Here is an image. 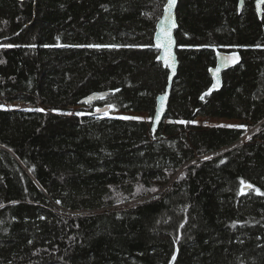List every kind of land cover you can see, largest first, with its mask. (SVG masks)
Listing matches in <instances>:
<instances>
[{
	"label": "trees",
	"instance_id": "obj_1",
	"mask_svg": "<svg viewBox=\"0 0 264 264\" xmlns=\"http://www.w3.org/2000/svg\"><path fill=\"white\" fill-rule=\"evenodd\" d=\"M165 2L0 0V44L14 45L0 48V100L32 107L0 108V264H264V7L258 20L254 0H179L164 121L152 135L110 116L152 119ZM217 50L241 63L201 99Z\"/></svg>",
	"mask_w": 264,
	"mask_h": 264
},
{
	"label": "water",
	"instance_id": "obj_2",
	"mask_svg": "<svg viewBox=\"0 0 264 264\" xmlns=\"http://www.w3.org/2000/svg\"><path fill=\"white\" fill-rule=\"evenodd\" d=\"M178 2H179V0H176V4L173 6L172 14H171V22L167 23V29H168V31H170L171 37H172V43H171L170 51H171L173 59L170 60L169 63L170 64L174 63V65H175L174 69L172 67L165 66V62H164L165 58H166L165 49L163 47L157 48L155 46L158 42V38H160L161 43L163 42V39H164V34L162 31V22H166L168 19L167 13H166V5L168 3V0H166V2H165L161 17L158 20V22L156 23L155 31L153 34V45L156 49L159 50V53H158L159 58L157 57V61L161 64V66L164 69L167 70L168 76H167V85H166L164 92L156 98V105H155L154 113H153V116L151 119L152 135H154L156 133V131L159 129L160 125L162 124V122L165 119L166 112H167V106H168V102H169V98H170V94H171L172 83H173V81L177 75V70H178V60H177V55H176L177 44H176V39H175V32L178 29L177 17H176ZM243 6H244V0H238V12H241V10L243 9ZM253 6H254V11L256 13V16H257L258 20H260L262 18L264 5H261V7L258 11L257 0H254ZM172 23L175 24V27L171 26ZM233 55L239 57V59L235 63H232L231 60H225V61L221 60L222 57H231ZM240 63H241V56L236 51H232V52H222L219 50L215 51V64H214L213 68L209 69V76L211 78L212 83H211L210 88L202 95V97H206V96H209L210 94H212L214 92L220 91L222 89V85H223L222 75L225 72H227L228 70L233 69L236 66L240 65ZM217 68H219V72H217ZM107 95H108V93H106V92L90 94L89 96L84 98L79 103V106L82 107V106L93 105L97 102H100ZM89 97H92V99L89 100L88 99ZM161 97H163V100H161ZM109 112H110L109 107L104 106L102 108H96L93 111V115L96 117H100V116L103 117L105 115H108ZM157 114H159V119H157ZM245 191H247V189H245ZM175 257H176V253H175ZM174 261L171 260V264H173Z\"/></svg>",
	"mask_w": 264,
	"mask_h": 264
},
{
	"label": "snow or ice",
	"instance_id": "obj_3",
	"mask_svg": "<svg viewBox=\"0 0 264 264\" xmlns=\"http://www.w3.org/2000/svg\"><path fill=\"white\" fill-rule=\"evenodd\" d=\"M176 4V0H168V3L166 5V13H167V21L166 22H162V31L164 34V39L163 42L161 43L160 38H158V42L155 45L157 48L163 47L165 49L166 52V58H165V66L167 67H172L174 69L175 65L174 63H169L170 60L173 59L171 51H170V47H171V43H172V37H171V33L170 31H168L167 29V23L171 22V14H172V9L173 6ZM261 5H264V0H257V9L259 11ZM172 27H175V24L172 23L171 24ZM14 45L12 44H0V48H11ZM35 45H32V47H34ZM47 47V45H46ZM77 47H81V45H77ZM86 47L89 48H102V47H111V48H117L120 47L119 45H86ZM159 58V57H158ZM239 59V57L233 55L231 57H222L221 60L225 61V60H231L232 63H235L237 60ZM217 72H219V68H217ZM118 91V90H117ZM89 100L92 99V97L88 98ZM201 99H203V97H201ZM161 100H163V97H161ZM87 102V101H86ZM0 107H3L2 105H0ZM109 107H112L111 105H109ZM36 111H43V109H35ZM76 115H84V113H76ZM121 119L124 120H129V119H142L141 117H128V116H123L120 117ZM157 119H159V114H157ZM180 123H186L184 121H180ZM221 127H244L242 125H222ZM205 159H211V157H205ZM220 163H224L223 160L220 161ZM240 185H241V190H240V194H244L245 189H250L253 188V185L246 183L244 180L240 181ZM151 191H156V189H151ZM256 193L259 195H264V192H261L258 188L255 189ZM57 203H60L59 201H57ZM3 205H0V207H2ZM41 219H43V217H41ZM181 227H183V225H181ZM176 259L175 254L172 257V260L174 261ZM171 264V262H170Z\"/></svg>",
	"mask_w": 264,
	"mask_h": 264
},
{
	"label": "rangeland",
	"instance_id": "obj_4",
	"mask_svg": "<svg viewBox=\"0 0 264 264\" xmlns=\"http://www.w3.org/2000/svg\"><path fill=\"white\" fill-rule=\"evenodd\" d=\"M0 105L3 106V107H0L2 109H18V108H20V109H32V107L30 105L21 104V103H8V102H5L3 100H0ZM79 108H83L85 110L84 107L72 108L71 110H72V112H75ZM110 116L111 117H119V118L123 117V116L141 117L142 119H138V120H143L145 122L151 121V118L149 117V115L147 113L118 112V113L111 114ZM194 123L198 126H201L202 128H208L211 126H222V125H242L244 127H239V128H245V129L248 128L247 134H250L253 131L258 129V127H252L251 124H249V123H245V122H241V121H235V120L230 121V120H223V119L197 118ZM247 134H246V136H247Z\"/></svg>",
	"mask_w": 264,
	"mask_h": 264
},
{
	"label": "bare ground",
	"instance_id": "obj_5",
	"mask_svg": "<svg viewBox=\"0 0 264 264\" xmlns=\"http://www.w3.org/2000/svg\"><path fill=\"white\" fill-rule=\"evenodd\" d=\"M158 53V52H157ZM200 161V160H199Z\"/></svg>",
	"mask_w": 264,
	"mask_h": 264
}]
</instances>
